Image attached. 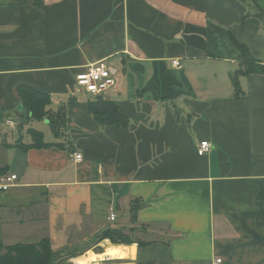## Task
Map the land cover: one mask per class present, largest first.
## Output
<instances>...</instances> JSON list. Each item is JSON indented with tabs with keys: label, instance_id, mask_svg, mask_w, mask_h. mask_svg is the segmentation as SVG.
Wrapping results in <instances>:
<instances>
[{
	"label": "crops",
	"instance_id": "0c3cea01",
	"mask_svg": "<svg viewBox=\"0 0 264 264\" xmlns=\"http://www.w3.org/2000/svg\"><path fill=\"white\" fill-rule=\"evenodd\" d=\"M260 10L264 0H0V180L17 176L0 190V242L48 238L55 262L122 246L104 263L264 264V74L241 76L238 99L230 80L242 60L230 34L264 65ZM98 62L116 72L101 97L126 129L99 125L75 85ZM23 86L65 108L61 137L29 120ZM29 129L66 147L22 149ZM110 228H134L143 245L97 243Z\"/></svg>",
	"mask_w": 264,
	"mask_h": 264
},
{
	"label": "trees",
	"instance_id": "16d2710c",
	"mask_svg": "<svg viewBox=\"0 0 264 264\" xmlns=\"http://www.w3.org/2000/svg\"><path fill=\"white\" fill-rule=\"evenodd\" d=\"M257 4L259 0H254ZM249 15V14H248ZM255 16L259 19L264 28V11H258ZM246 17H248L246 15ZM230 39L236 50L241 53L242 60L240 61L239 69L230 76V80L233 84V96L235 98H241L243 94L241 88L240 78L241 76H250L255 74H264V65L261 61L249 53L248 48L239 42L235 37L230 34ZM19 97L25 111L29 117V120L35 119L43 121L46 119L49 122V126L54 133L55 138L61 137L65 129L67 128L68 117L66 116L65 108L59 109L56 113L48 109L52 104L51 96L48 93L39 92L30 87H19ZM89 113L95 119V121L108 128H123L126 129L129 125V119L121 114L118 105L114 101L104 100L102 97H92L88 100ZM32 137V143L29 146L21 145L22 149L29 150L43 149L49 146H60L65 148L66 145L58 142V144H48L45 142L42 133L29 129ZM140 202H133L129 213L131 214L132 221H136L137 212L140 209ZM135 229L132 228L130 233H126L123 228L108 229L98 238L97 243L103 242V240H109L114 246L126 245L131 246L137 243L142 246L143 243L135 241L132 237ZM99 251V249H97ZM67 260L63 259L59 262H55L52 258V244L48 238L41 240L35 244H16L11 246L3 245L0 242V264H66Z\"/></svg>",
	"mask_w": 264,
	"mask_h": 264
},
{
	"label": "built area",
	"instance_id": "2783aa9c",
	"mask_svg": "<svg viewBox=\"0 0 264 264\" xmlns=\"http://www.w3.org/2000/svg\"><path fill=\"white\" fill-rule=\"evenodd\" d=\"M173 67L181 68V63L178 60H173ZM115 71L113 68L108 67L104 62H98L95 65L89 66L84 71L76 76V87L79 92H87L92 97H99L105 91L109 90L115 84ZM213 149L210 142H202L198 148V154L201 156L208 155ZM72 157L76 162L83 160L81 154H73ZM17 176H4L0 180V190L7 191L16 180ZM109 221L114 222L117 215L111 210ZM213 264H223L222 259L214 261Z\"/></svg>",
	"mask_w": 264,
	"mask_h": 264
},
{
	"label": "bare ground",
	"instance_id": "6f19581e",
	"mask_svg": "<svg viewBox=\"0 0 264 264\" xmlns=\"http://www.w3.org/2000/svg\"><path fill=\"white\" fill-rule=\"evenodd\" d=\"M120 254H125L124 248L122 246L110 247L102 256H96L93 253H89V255L81 256L79 259L75 260L74 264H99L100 262H104L107 259L117 258Z\"/></svg>",
	"mask_w": 264,
	"mask_h": 264
},
{
	"label": "rangeland",
	"instance_id": "374dc122",
	"mask_svg": "<svg viewBox=\"0 0 264 264\" xmlns=\"http://www.w3.org/2000/svg\"><path fill=\"white\" fill-rule=\"evenodd\" d=\"M139 238H142L141 235L138 236ZM104 263V262H103ZM102 263V264H103ZM66 264H74L73 262H67Z\"/></svg>",
	"mask_w": 264,
	"mask_h": 264
},
{
	"label": "water",
	"instance_id": "95a60500",
	"mask_svg": "<svg viewBox=\"0 0 264 264\" xmlns=\"http://www.w3.org/2000/svg\"><path fill=\"white\" fill-rule=\"evenodd\" d=\"M100 98H101V96L97 97V100H99ZM112 262H116V261H110V263H112Z\"/></svg>",
	"mask_w": 264,
	"mask_h": 264
}]
</instances>
